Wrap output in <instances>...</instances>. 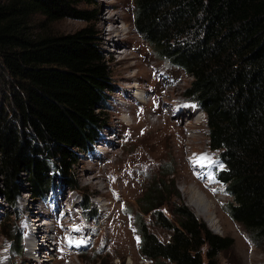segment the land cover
<instances>
[{
  "label": "trees",
  "instance_id": "obj_1",
  "mask_svg": "<svg viewBox=\"0 0 264 264\" xmlns=\"http://www.w3.org/2000/svg\"><path fill=\"white\" fill-rule=\"evenodd\" d=\"M82 2L94 0H0V200L8 205L18 203L25 185L44 201L59 186L79 188L80 155L95 151L107 127L115 86L96 17ZM134 6L135 28L156 56L192 79L185 94L204 112L209 146L224 164L215 177L232 198L227 213L263 239L264 0H134ZM36 15L45 18L39 31L31 24ZM65 18L88 24L70 33L50 30ZM164 173L162 186L150 184L141 204L173 234L161 240L140 212L141 256L204 264V245L212 260L228 250L229 238L213 233L185 203L176 204L175 221L160 210L174 174ZM93 195L81 201L88 222L100 213ZM3 228L15 260L24 232Z\"/></svg>",
  "mask_w": 264,
  "mask_h": 264
},
{
  "label": "rangeland",
  "instance_id": "obj_2",
  "mask_svg": "<svg viewBox=\"0 0 264 264\" xmlns=\"http://www.w3.org/2000/svg\"><path fill=\"white\" fill-rule=\"evenodd\" d=\"M80 6L91 10L96 17L98 44L110 65L115 86L114 91L108 93L107 127L101 131L106 142L95 145V152L80 155L75 166L79 188L59 186L46 201H40L31 197L25 185L17 204L8 205L4 199L0 200V264H39L28 259L27 240L31 237L30 226H34V220L40 216L49 218V222L46 221L49 241L53 233L52 222L54 232L64 235L58 243L59 251L48 246V249L52 248L49 252L54 254L50 264H98L100 261L172 264L168 261L152 263L142 257L137 230L141 212L148 229L161 240L169 241L173 234L172 230L160 225L153 209L146 211L141 204V197L150 184L162 186L160 177H166L165 169L174 174L169 176L172 182L160 210L175 221L176 204L185 203L211 230L206 221L210 213L207 206L199 202L206 196L213 208L218 233L211 231L230 240V248L218 251L213 260L208 245H204V264H264V238H257L226 211L232 198L215 177L224 164L218 151L209 146L204 112L185 94L191 77L181 68L159 59L139 34L134 25V0H94L91 4L82 2ZM100 12L102 18L98 16ZM112 15L118 29L128 33L123 41L116 37L117 34L108 35L113 24L107 23V19ZM44 19L42 15L32 18L34 31H39ZM87 24L83 20L65 18L49 24V28L55 33H70ZM101 30L106 34L103 37L99 35ZM109 38L118 43L111 44ZM139 90L144 94L137 98L135 94ZM187 105L196 111L190 118ZM159 115L162 118H158ZM154 123L158 126H153ZM201 156L207 159L199 161ZM55 192L59 198L53 213L51 205ZM88 195H93L92 202L100 212L91 222L86 220V211L77 204ZM33 206L37 207L38 213ZM72 208L77 217L70 216ZM55 218L63 230L60 224H55ZM3 226L6 231L18 227L25 233L23 254L14 261L8 258L12 255L8 252L10 239L2 233ZM78 226L81 234L76 236ZM43 254L45 257L46 253Z\"/></svg>",
  "mask_w": 264,
  "mask_h": 264
},
{
  "label": "bare ground",
  "instance_id": "obj_3",
  "mask_svg": "<svg viewBox=\"0 0 264 264\" xmlns=\"http://www.w3.org/2000/svg\"><path fill=\"white\" fill-rule=\"evenodd\" d=\"M113 7V6H112ZM99 18H102L103 17V14L100 12L99 13ZM122 20V18H121ZM117 21H115V17L112 15L110 16L108 19H107V23H112L113 24V27L112 29L110 30V33L108 35H113V34H117L116 37H119V39H121V41H123V39L125 38V36L128 35V33L126 32L125 29H122V30H119V26H118V23H116ZM118 26V27H117ZM104 27V25H103ZM101 37H103L104 35V31L102 32L101 30V33L99 34ZM109 42L112 44L115 43L117 44L118 42H114V39L112 38H109ZM123 54V53H122ZM128 79V78H127ZM132 80V77L131 79ZM135 90V87L133 88ZM143 91L139 90V92L137 91V93L135 94V96L138 98V97H141L143 95ZM143 103H146V101L143 100ZM151 104V103H150ZM158 118H162V115H159ZM155 122V121H154ZM159 123V122H158ZM149 124V122H148ZM153 126H158L157 123H154ZM188 150V149H187ZM118 192V191H117ZM56 192L54 193L53 195V203L51 205V209L54 213V204H55V201L59 198V195L57 194V196H55ZM197 195V193H196ZM198 196H199V193H198ZM200 198V197H199ZM206 196L202 198H200L199 202L200 204H204L207 206V209H208V212L210 213L209 216L207 217L206 221L208 222V225L209 227L211 228L212 231H214L215 233H218V229L216 228V225H217V222L215 220V218H213L212 216V211H213V208L210 207V204L208 203V201L206 200ZM35 205H38V204H35ZM61 205V204H60ZM66 205V203H65ZM66 209V208H65ZM70 209V208H69ZM74 209L75 208H72L71 210V213L70 216L72 217L73 215H75L77 217L76 214H73L74 213ZM33 210L35 211V213H38V209L36 206H33ZM51 213V215L53 214ZM200 215V214H199ZM46 216V215H45ZM202 216V215H200ZM53 217V216H52ZM65 217V215L63 216ZM203 217V216H202ZM46 217L44 216H40L39 218H37L36 220H34L33 224L35 227H38V231L37 233L33 234V235H30L31 237H29V239L27 240V246L29 247V253H28V259L30 261H35V262H38L39 264H50L54 259L52 258V256L54 255L53 253H50L49 251L52 250L51 249H48L49 247V239L47 237V234H48V229H49V226H47V223L46 221L44 220ZM54 218V217H53ZM57 223H55L56 225H59L60 224V229H62V224L58 221L57 218H55ZM61 219V218H60ZM78 219V218H77ZM62 221V220H61ZM72 223V222H71ZM79 223V221H78ZM30 224V223H29ZM77 224V223H76ZM74 225V224H73ZM68 226V225H67ZM65 227V226H64ZM71 227V225H70ZM59 229V228H58ZM63 230V229H62ZM61 230V231H62ZM64 232V231H63ZM76 232V236L80 235L81 234V229L80 227L78 226V229L75 231ZM29 234V232H28ZM55 234L57 235V238L59 239V242L62 241V237H64V235L62 234V232L60 233L62 236H60L59 234H57L55 232ZM64 240V238H63ZM72 240V239H71ZM59 248L56 249V251H59L58 250ZM43 253H46V256L44 257ZM43 254V255H42ZM1 263V261H0Z\"/></svg>",
  "mask_w": 264,
  "mask_h": 264
},
{
  "label": "snow or ice",
  "instance_id": "obj_4",
  "mask_svg": "<svg viewBox=\"0 0 264 264\" xmlns=\"http://www.w3.org/2000/svg\"><path fill=\"white\" fill-rule=\"evenodd\" d=\"M206 159H207V157H204V156L199 157V161H204Z\"/></svg>",
  "mask_w": 264,
  "mask_h": 264
}]
</instances>
